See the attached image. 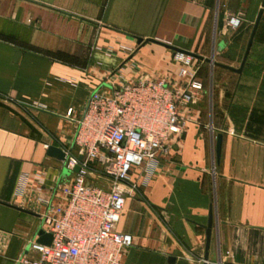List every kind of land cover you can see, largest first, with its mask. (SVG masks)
<instances>
[{
    "label": "crops",
    "instance_id": "0c3cea01",
    "mask_svg": "<svg viewBox=\"0 0 264 264\" xmlns=\"http://www.w3.org/2000/svg\"><path fill=\"white\" fill-rule=\"evenodd\" d=\"M261 11L242 72L196 59L209 93L199 75L169 155L147 182L143 169L131 176L138 191L116 227L133 237L125 264H205L211 212L207 264H264V0H0V264L38 239L40 201L61 202L72 175L46 146L73 148L92 92L178 80L175 51L151 39L239 69Z\"/></svg>",
    "mask_w": 264,
    "mask_h": 264
},
{
    "label": "built area",
    "instance_id": "2783aa9c",
    "mask_svg": "<svg viewBox=\"0 0 264 264\" xmlns=\"http://www.w3.org/2000/svg\"><path fill=\"white\" fill-rule=\"evenodd\" d=\"M228 26L239 28L240 18L230 17ZM173 60L178 65L176 81L111 83L106 90L92 92L77 121L73 148L61 147L62 166L72 173L59 186L61 202L40 201L45 208L43 230L52 235V243L32 241L15 264H125L133 237L116 227L127 197L138 191L131 176L143 169L145 182L150 180L161 159L169 155L171 140L184 132L183 109L203 90L196 59L175 52ZM34 179L40 187L45 183L42 172H36ZM98 179L106 183L99 185ZM26 187L27 180H22L18 191Z\"/></svg>",
    "mask_w": 264,
    "mask_h": 264
},
{
    "label": "water",
    "instance_id": "95a60500",
    "mask_svg": "<svg viewBox=\"0 0 264 264\" xmlns=\"http://www.w3.org/2000/svg\"><path fill=\"white\" fill-rule=\"evenodd\" d=\"M262 13H263V11L260 12V14H259V16L257 18V21L255 23V26H254V29H253V32H252V35H251V38H250L249 43H248V46H247V50H246L245 55H244V58H243L242 65H241V67L239 69H235V68H232V67H228V66H225V65H221V64L215 62L214 60H212L210 58H207L206 59V58H203V57L198 56V55H195V54H189V55H191L195 59H199V60H202L204 62L213 64L214 66H221V67H224V68H226V69H228L230 71H234V72L241 73L242 70H243V68H244V66H245V64H246L247 58L249 56L250 49L252 47L253 40H254V37H255V34H256V31H257V27H258L259 21L261 19ZM137 40H138V43L139 44H142V43L146 42L142 38H137ZM148 41L161 44V45H163V46H165L167 48H170V49L174 50L175 52H183L182 50H180L178 48L169 46V45H167L165 43H162V42H159L157 40H152L151 39V40H148ZM222 139H223L222 138V135H218L217 136V142H216V160H217V163H219L220 158H221ZM47 155L50 156V157H52V158H55V159H57V160H59L61 162L65 160V153L63 152V150L60 147H57V146H53V145L52 146H49V148L47 150ZM80 159H81V157H80ZM79 170H80V168L78 166V167H76L74 169V172L75 173H78ZM12 207L13 208H16L18 210L24 211L26 213L32 214L31 212L26 211V210H23V209H21L19 207H15V206H12ZM213 222H214V215H213V212H211V214H210V220H209V225H208V229H207V242H206L207 253H206V257H205V264H207V261H208V250H209L210 242H211V233H212V228H213ZM37 242L40 243V244H44V245H51V243H52V235L46 233L42 229L39 232Z\"/></svg>",
    "mask_w": 264,
    "mask_h": 264
},
{
    "label": "rangeland",
    "instance_id": "374dc122",
    "mask_svg": "<svg viewBox=\"0 0 264 264\" xmlns=\"http://www.w3.org/2000/svg\"><path fill=\"white\" fill-rule=\"evenodd\" d=\"M197 62H199V61L196 60V64H197ZM198 76H199L200 80H202V81L204 80V82L206 83L205 91H206V93H209L210 77H209L208 71L201 67L199 72H198ZM224 79H225V77H224ZM62 172H63V175L67 176V177H70L72 175V173L69 170H67L65 167H62ZM98 184L100 185V183H98ZM40 225L42 226V222L40 223ZM33 241H34V239H33ZM29 248H30V244H28V246L26 248V252H28Z\"/></svg>",
    "mask_w": 264,
    "mask_h": 264
},
{
    "label": "bare ground",
    "instance_id": "6f19581e",
    "mask_svg": "<svg viewBox=\"0 0 264 264\" xmlns=\"http://www.w3.org/2000/svg\"><path fill=\"white\" fill-rule=\"evenodd\" d=\"M48 150V149H47Z\"/></svg>",
    "mask_w": 264,
    "mask_h": 264
}]
</instances>
